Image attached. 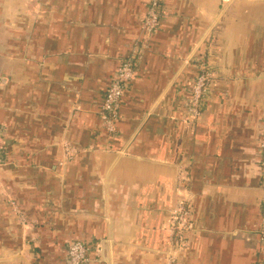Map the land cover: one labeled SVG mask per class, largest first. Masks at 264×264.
I'll return each mask as SVG.
<instances>
[{
	"label": "crops",
	"instance_id": "crops-1",
	"mask_svg": "<svg viewBox=\"0 0 264 264\" xmlns=\"http://www.w3.org/2000/svg\"><path fill=\"white\" fill-rule=\"evenodd\" d=\"M149 1L0 0V264H68L77 240L90 264H264V0H163L147 34ZM131 56L108 133L104 95ZM181 202L192 229L173 251Z\"/></svg>",
	"mask_w": 264,
	"mask_h": 264
},
{
	"label": "built area",
	"instance_id": "built-area-1",
	"mask_svg": "<svg viewBox=\"0 0 264 264\" xmlns=\"http://www.w3.org/2000/svg\"><path fill=\"white\" fill-rule=\"evenodd\" d=\"M164 14L163 0H150L148 10L144 20L143 28L147 34L154 33L161 24ZM136 74V58L134 56L124 58L116 72L114 73L110 85L105 92L104 100L100 110L102 119V128L108 133L116 132V121L119 118V106L121 99L124 96L129 84L135 78ZM214 79V74L207 68L197 77L193 86V94L191 98V109L194 115L199 114V109L208 93L210 82ZM66 160L72 159L77 153L78 148L71 144H65L64 147ZM261 151V167L264 184V127L262 138L260 141ZM6 161V145L2 132L0 131V163ZM262 222L260 232L264 236V208L262 214ZM190 209L187 204L181 202L171 212V238L170 242L173 251L184 250L188 246L187 233L192 229V224L189 220ZM22 221L24 218L21 217ZM91 247L84 241H73L67 247V262L68 264H90ZM176 261V256L171 254L168 257V263L173 264Z\"/></svg>",
	"mask_w": 264,
	"mask_h": 264
},
{
	"label": "water",
	"instance_id": "water-1",
	"mask_svg": "<svg viewBox=\"0 0 264 264\" xmlns=\"http://www.w3.org/2000/svg\"><path fill=\"white\" fill-rule=\"evenodd\" d=\"M105 253H106V247L104 246V244H102V251H101L102 257L105 255Z\"/></svg>",
	"mask_w": 264,
	"mask_h": 264
}]
</instances>
